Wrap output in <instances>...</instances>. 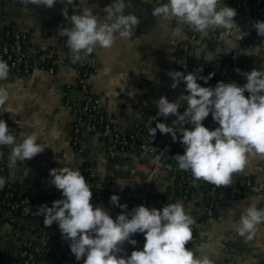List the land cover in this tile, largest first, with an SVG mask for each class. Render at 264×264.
I'll list each match as a JSON object with an SVG mask.
<instances>
[{
  "label": "clouds",
  "instance_id": "clouds-1",
  "mask_svg": "<svg viewBox=\"0 0 264 264\" xmlns=\"http://www.w3.org/2000/svg\"><path fill=\"white\" fill-rule=\"evenodd\" d=\"M25 4H35L52 8L57 0H23ZM62 9L70 26H61L69 54L74 62L87 58L97 47L110 49L118 40H128L140 18L126 9V0H112L102 9L103 19L94 13L93 7L81 0L82 7L69 15L68 5L76 0H61ZM171 26L172 35L181 34L182 27L207 35L210 29L231 32L238 30L234 17L237 10L224 4L222 0H158L151 13ZM175 27H172V22ZM257 35L264 37V20L253 22ZM237 29L236 31H233ZM264 46H251L243 54L261 57ZM198 71H202L199 69ZM241 72L240 69H236ZM10 66L0 59V81L8 79ZM171 87L175 89L183 81L185 93L176 101L161 96L154 101L158 107L155 127L148 134L155 139L157 130L161 134H171L172 140L184 146L183 154H175L178 167L190 171L193 181L203 180L216 187L230 186L233 175L242 171L249 156L264 157V67L242 72L246 83L218 81L214 87L202 86L196 72L169 71ZM248 93V95H245ZM10 98L6 85L0 84V108ZM185 110L181 113L180 109ZM7 112V111H5ZM211 114L219 125L211 129L203 121ZM173 116L171 125L161 122L158 117ZM191 127H186V125ZM38 133L22 131L17 135L9 128L6 120L0 119V146L10 148L8 167L14 168L18 162H25L42 153L47 147L38 142ZM3 153L0 152V157ZM50 184L61 191L63 198L56 199L49 207L43 204L37 208L43 216V224L50 227L58 224L62 238L70 241L71 253L83 264H214L208 255L198 256L187 247L193 238L194 220L181 201L169 202L162 209L149 208L143 204L126 211L127 204H121L117 194L110 197V203L122 209L113 218L110 209L94 206L93 191L79 168L68 166L52 168L49 171ZM0 177V188L6 184ZM121 189L126 185L117 182ZM99 186V185H97ZM264 224V208L255 202L243 208L233 229L241 236L251 239L258 227ZM144 235L143 248H134L129 255L126 243L135 246V234Z\"/></svg>",
  "mask_w": 264,
  "mask_h": 264
},
{
  "label": "built area",
  "instance_id": "built-area-1",
  "mask_svg": "<svg viewBox=\"0 0 264 264\" xmlns=\"http://www.w3.org/2000/svg\"><path fill=\"white\" fill-rule=\"evenodd\" d=\"M227 3L237 13L249 15L251 27L257 34L253 22L264 20V0H227ZM66 39L64 36L58 45L50 47L32 40L11 20L0 18V59L9 64L10 77L23 78L37 69L57 76L60 69L70 65ZM196 40L197 34L190 31L178 44L173 56L177 71L191 72ZM94 52L76 65L74 79L60 84L62 103L72 113L71 144L76 156L75 168L80 169L92 187L91 202L94 206L110 209L115 219L122 209L110 203L113 194L119 196L121 204H127L126 211L129 212L141 204L162 209L170 201H181L194 219L193 238L187 245L193 249L199 226L208 224L218 213L220 195L229 202L244 203V207L249 205L246 199L254 185L253 175L235 174L230 186L219 188L203 180L194 182L190 171L180 170L174 158L177 153L183 154L182 143L174 142L171 134H161L159 130L153 141L149 136V128L155 127L158 110H145L128 127L112 120L104 95L95 84ZM243 59L233 64L218 62L204 68L198 76L211 75V79L207 82L199 79L198 83L214 87L223 80L243 85L247 82L242 75ZM181 83L185 89V83ZM184 110L182 107L181 113ZM158 119L171 125L175 117ZM203 123L211 129L219 126L211 114ZM102 147L110 160L104 164L99 159ZM0 177L7 181L0 188V223L13 227L17 239L16 247L5 252L0 264H83L71 253L70 241L62 238L58 224L44 226L43 216L37 213L39 206L47 204L50 207L56 199H62L61 191L51 194L44 183L24 182L3 162H0ZM117 182L126 185L121 189ZM257 207L264 208V204ZM133 238L137 240L135 246L124 245L129 255L134 248H143L144 244L143 234L137 233Z\"/></svg>",
  "mask_w": 264,
  "mask_h": 264
},
{
  "label": "crops",
  "instance_id": "crops-1",
  "mask_svg": "<svg viewBox=\"0 0 264 264\" xmlns=\"http://www.w3.org/2000/svg\"><path fill=\"white\" fill-rule=\"evenodd\" d=\"M111 2L112 0H84L101 19L105 15L102 9ZM157 2L158 0H126L130 4L126 13L132 12L140 18L132 37L128 40L118 39L110 49L97 47L94 52L97 66L94 75L96 87L104 95L109 117L124 127H128L145 110H158L154 101L161 96L176 101L181 93H185L182 83L175 89L171 87L172 78L168 72L177 71L173 64L174 52L190 31L197 34L191 63V72H196L197 75L210 65L218 62L233 64L242 58L243 72L264 67V51L261 57L243 54L251 46H264V37L255 34L248 14L237 13L234 17L238 30L248 33L242 40H237L238 36L243 35L237 29L233 30L236 32L210 29L207 35H202L188 26H183L181 34L174 36L167 22L151 14ZM222 2L228 5L227 0ZM65 6L61 0H57L52 8L25 4L23 0H0V18L11 20L32 40L53 47L64 37L59 28L70 26L62 13ZM82 6L81 0L68 5L69 15ZM172 24L175 27L174 21ZM91 55L92 53L79 62L70 58V65L60 69L57 76L37 69L23 78L9 76L7 80L0 81L10 92V98L5 102L6 107L0 108V119L7 121L18 138L22 131L37 132L38 142L47 147L34 158L18 162L11 169L24 182L44 183L51 194L58 189L49 182L50 169L63 167L65 162L73 168L76 165L71 144L72 113L62 103L60 84L74 79L76 65ZM199 69L202 71H198ZM9 151V147L0 146V152L3 153L0 162L7 166ZM103 152L104 147L100 156ZM99 159L102 160V156ZM236 174L253 175L254 185L246 201L248 204L255 202L257 206L264 204V157L249 156L245 168ZM218 205V213L208 224L199 226L193 248L195 253L201 257L208 255L214 260V264H264V224L258 227L251 239L241 237L233 229V224L239 220L244 203L229 202L220 195ZM16 245L13 227L0 223V261L5 252Z\"/></svg>",
  "mask_w": 264,
  "mask_h": 264
},
{
  "label": "trees",
  "instance_id": "trees-1",
  "mask_svg": "<svg viewBox=\"0 0 264 264\" xmlns=\"http://www.w3.org/2000/svg\"><path fill=\"white\" fill-rule=\"evenodd\" d=\"M101 156H102V160H100L101 162H103V161H105V162H110V160H108V159L106 158L105 151L103 152V154H101ZM101 156H100V157H101Z\"/></svg>",
  "mask_w": 264,
  "mask_h": 264
},
{
  "label": "water",
  "instance_id": "water-1",
  "mask_svg": "<svg viewBox=\"0 0 264 264\" xmlns=\"http://www.w3.org/2000/svg\"><path fill=\"white\" fill-rule=\"evenodd\" d=\"M226 63V62H225Z\"/></svg>",
  "mask_w": 264,
  "mask_h": 264
}]
</instances>
